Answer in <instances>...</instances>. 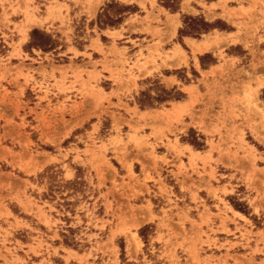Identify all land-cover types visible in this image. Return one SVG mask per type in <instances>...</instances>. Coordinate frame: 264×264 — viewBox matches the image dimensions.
Listing matches in <instances>:
<instances>
[{"label":"rangeland","instance_id":"1","mask_svg":"<svg viewBox=\"0 0 264 264\" xmlns=\"http://www.w3.org/2000/svg\"><path fill=\"white\" fill-rule=\"evenodd\" d=\"M240 1L180 0L167 25L152 0H0L1 263L264 264V2ZM111 2L137 10L99 29ZM187 16L210 47L169 48ZM158 86L178 100L141 108Z\"/></svg>","mask_w":264,"mask_h":264},{"label":"trees","instance_id":"2","mask_svg":"<svg viewBox=\"0 0 264 264\" xmlns=\"http://www.w3.org/2000/svg\"><path fill=\"white\" fill-rule=\"evenodd\" d=\"M157 1L162 7L173 13L179 10L180 0ZM112 9H114V11H112ZM136 10L137 9L134 6H124L111 2V4L106 5V8L103 9L102 13L97 15L96 25L99 29L116 28L122 24L128 14L132 12L134 13ZM187 21L189 22L188 24ZM186 24L189 31H185L183 27L178 31L179 36H191L194 34L198 37L200 34L207 33L214 28L212 24L205 22L201 17H183V25ZM29 47L42 51H52L58 47V43L56 40L52 39L50 35L34 29L30 33ZM141 96H143V99L139 100V106L141 108L152 107L154 104H162L172 99L178 100V98L172 95L171 91H167L160 86H158L155 96H150L146 93H141ZM190 143L195 147L201 146V144H199L196 139ZM143 230L144 229H141L139 232L141 236H143Z\"/></svg>","mask_w":264,"mask_h":264},{"label":"crops","instance_id":"3","mask_svg":"<svg viewBox=\"0 0 264 264\" xmlns=\"http://www.w3.org/2000/svg\"><path fill=\"white\" fill-rule=\"evenodd\" d=\"M153 1V3H154V5L158 8H154L153 10H152V14L149 16V18H151L152 17V15H153V17H154V19H156V17H158L159 19H160V21L161 22H166L165 24H167V25H169L170 24V20H173L175 23L176 22H179L178 21V18H176V15L177 14H175V13H170V12H167L166 11V9L165 8H163V7H161V6H159L158 5V3H157V0H152ZM218 1V0H217ZM261 1H263L264 2V0H261ZM216 2H213V4H215ZM229 4H230V6H229ZM264 5V4H263ZM227 6H228V8H233V9H238V8H240V7H243V8H247L248 6H249V2H246V1H244V2H242V1H240V0H228V3H227ZM150 8H151V2H149V3H147V12H149L150 13ZM161 9V10H160ZM262 11V13H263V15H264V6H263V8H262V5L261 4H258L257 5V7H256V12L257 11ZM164 13H167L168 14V16H169V18H166V16H165V14ZM146 15L143 13L142 15H141V17H145ZM257 16H255L254 18H252V20L254 21V19L256 18ZM167 20V21H166ZM233 22L234 23H239V24H241L242 25V27H244L245 25H249V24H251V20H249V21H247V19L246 18H237V19H233ZM155 24H152L151 25V27H155L154 26ZM177 27H178V24L177 25H175V26H173V27H170V29H169V33H170V41H171V45H170V47L169 48H173L175 51H176V49L177 48H179L180 49V51H182L183 49V46H182V44L184 45V46H186L187 48H207L208 46V44L209 43H213L215 40H209V41H204V40H198V39H194V38H191V37H188V36H183L182 37V39H181V43L180 42H175V41H173L174 39H176V37H177ZM236 25L235 24H233V28L231 29V30H229V31H226L225 32V35H221V37L222 38H227L228 39V37H230L231 35H235L238 31H237V29H236ZM260 28V27H259ZM263 28H260L259 29V32L257 33V35H255V37L256 36H258V35H262L263 33H262V31L264 30H262ZM109 32V33H114V32H117L118 31V29H112V30H105L104 32ZM246 28L245 29H242L241 30V34H240V39L241 40H243L244 38H245V36H246ZM261 31V32H260ZM143 34H140V36H142ZM144 36V35H143ZM140 38V37H139ZM145 39H147L148 38V35H146L145 37H144ZM137 40H140V39H138L137 38ZM210 45L211 44H209V47H210ZM228 46H230V47H233V46H235V44H232V43H228ZM86 48H90V44H88L87 45V47ZM129 48V47H128ZM130 48H132V47H130ZM204 52H206V50H202L201 52H199V55L200 54H202V53H204ZM215 67H217V64H213V65H211L208 69H205V70H200V75H202V73H205L206 75H208L210 72H211V69H213V68H215ZM171 77V75H169V76H166V78H170ZM190 101V99H187V100H185L184 102H175V104H174V107L176 108V107H179V106H181V105H186V103H188ZM207 106V105H206ZM205 106V107H206ZM205 107H200L199 109L197 108V111H204L205 109ZM211 110H213V112H215V113H217V112H220V110L219 109H217V108H209V111H211ZM208 111V110H207ZM213 115H216V114H213ZM185 124H187V127H190V126H192V127H195L193 124H192V122L190 123V122H187V121H185ZM0 264H4V263H1L0 262Z\"/></svg>","mask_w":264,"mask_h":264}]
</instances>
